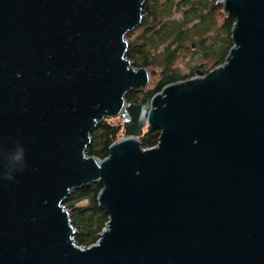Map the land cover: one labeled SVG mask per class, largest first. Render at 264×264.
I'll return each mask as SVG.
<instances>
[{
  "label": "water",
  "instance_id": "1",
  "mask_svg": "<svg viewBox=\"0 0 264 264\" xmlns=\"http://www.w3.org/2000/svg\"><path fill=\"white\" fill-rule=\"evenodd\" d=\"M145 2L0 0V264H264V0H217L224 63L131 104ZM111 118L123 137L86 156ZM89 184L107 222L82 247L62 203Z\"/></svg>",
  "mask_w": 264,
  "mask_h": 264
},
{
  "label": "trees",
  "instance_id": "2",
  "mask_svg": "<svg viewBox=\"0 0 264 264\" xmlns=\"http://www.w3.org/2000/svg\"><path fill=\"white\" fill-rule=\"evenodd\" d=\"M216 2L217 0H164L157 4L146 1L141 25L125 36L128 42L125 57L135 68L147 70L154 67L159 68L160 73L158 81L150 89L127 93V103H144L165 85L185 81L193 76V70L187 75H181L173 67L178 52L185 48L187 41H194L202 52L203 65L211 63L215 67L224 63L232 47L230 30L234 18L224 14L218 23L221 7ZM212 29L213 36H207ZM119 130V126L106 121L98 124L91 133V143L86 148L85 155L98 160L107 157L108 147L118 140ZM158 137L157 130L147 129L139 137L141 147L149 149L156 146ZM100 189L98 184L82 186L74 189L62 203L76 230L74 240L78 246L88 247L94 244L98 234L105 228L107 216L96 203V195Z\"/></svg>",
  "mask_w": 264,
  "mask_h": 264
},
{
  "label": "rangeland",
  "instance_id": "3",
  "mask_svg": "<svg viewBox=\"0 0 264 264\" xmlns=\"http://www.w3.org/2000/svg\"><path fill=\"white\" fill-rule=\"evenodd\" d=\"M150 1H154L157 4H160L164 0H150ZM218 5L221 7L220 4H218ZM219 13H220V15H219V18L217 19L218 23L221 22L222 17L224 15V13L222 12V9L220 10ZM213 32H214L213 29L210 30L207 33V36L212 37L213 36ZM193 42L194 41H192V42L191 41H187V43L185 44V48L184 49H180V51L178 52V55L175 58L173 67L181 75H187L192 70L193 71H203L204 73H207L208 71H210V70H212L214 68V67H212L211 63H208L207 65H203L204 59H203L202 52L198 49L197 46L193 50L190 48V46H191V44ZM147 70H148V72L150 74V82H149L147 88L144 90V92L147 89H150L158 81L159 73H160L159 68L156 69V68L153 67V68L147 69ZM193 76H195V75L193 74ZM134 96H135V94H134ZM138 97H140V95ZM104 121L110 123L111 125L119 126L120 130H119V133H118V140L123 137L124 124L121 122L120 118L105 119ZM146 130H147V128H145L143 130V133Z\"/></svg>",
  "mask_w": 264,
  "mask_h": 264
},
{
  "label": "flooded vegetation",
  "instance_id": "4",
  "mask_svg": "<svg viewBox=\"0 0 264 264\" xmlns=\"http://www.w3.org/2000/svg\"><path fill=\"white\" fill-rule=\"evenodd\" d=\"M132 104V103H131ZM141 104V103H140ZM143 133V132H142Z\"/></svg>",
  "mask_w": 264,
  "mask_h": 264
}]
</instances>
